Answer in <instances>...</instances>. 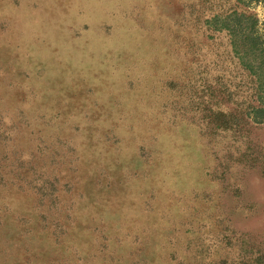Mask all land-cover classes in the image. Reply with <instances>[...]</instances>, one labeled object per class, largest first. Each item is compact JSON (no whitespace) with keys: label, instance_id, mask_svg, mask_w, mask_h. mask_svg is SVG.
Segmentation results:
<instances>
[{"label":"rangeland","instance_id":"rangeland-1","mask_svg":"<svg viewBox=\"0 0 264 264\" xmlns=\"http://www.w3.org/2000/svg\"><path fill=\"white\" fill-rule=\"evenodd\" d=\"M198 1L0 0V264H262L264 118L212 113L225 37L182 73Z\"/></svg>","mask_w":264,"mask_h":264},{"label":"trees","instance_id":"trees-1","mask_svg":"<svg viewBox=\"0 0 264 264\" xmlns=\"http://www.w3.org/2000/svg\"><path fill=\"white\" fill-rule=\"evenodd\" d=\"M249 2L250 0H199L195 16L186 11L182 17L176 18L182 30L176 36L184 38V42H180L179 47L184 57L182 73L192 70L191 63L194 60L202 61L206 56L205 62L202 63L205 66L207 60L212 59L208 57L207 48L205 52L199 51L203 45L207 47L209 45L211 50L213 48V59L218 63L224 61L223 56L225 57L227 53L223 54V50L219 48L222 42L220 36L227 39L226 50L234 61L233 70L243 72L240 77L233 74L226 80L215 79L218 82L215 83L218 91L232 103V107L229 109L222 106L218 99L215 101L217 105L215 109L212 108V113L216 118L223 116L229 123L228 127L236 124L232 121L239 116L238 110L241 106L237 96H241V103L248 102L246 105L248 114L252 113L254 116L255 113H259V119L264 118V34L258 33L256 29L257 17L248 9ZM175 44V42L171 44L172 50L175 49ZM232 61L225 63L231 65ZM195 81L189 77L184 84L189 89L193 84L195 85ZM200 94L203 96L204 92ZM204 98L203 100L214 104L211 95ZM216 126L221 124L217 123ZM223 127L226 128L227 125ZM256 258L264 264V252H259Z\"/></svg>","mask_w":264,"mask_h":264}]
</instances>
